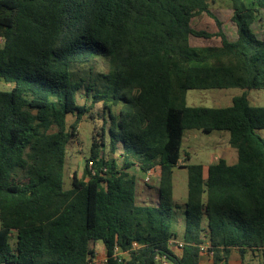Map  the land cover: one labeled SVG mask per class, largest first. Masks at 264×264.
Returning a JSON list of instances; mask_svg holds the SVG:
<instances>
[{
  "label": "trees",
  "instance_id": "obj_1",
  "mask_svg": "<svg viewBox=\"0 0 264 264\" xmlns=\"http://www.w3.org/2000/svg\"><path fill=\"white\" fill-rule=\"evenodd\" d=\"M263 9L264 0H232V39L208 0H0V79L12 86L0 90V264H94L98 241L103 264H200L203 252L214 264L233 252L264 264V105L249 98L264 88V37L253 27ZM99 56L111 85H90L78 103L93 75L75 68ZM226 87L243 89L230 105L186 101L188 89ZM98 104L109 120L66 188L67 146ZM191 128L228 130L237 161L220 157L206 175L181 162ZM132 169L157 174L155 204L137 199Z\"/></svg>",
  "mask_w": 264,
  "mask_h": 264
},
{
  "label": "rangeland",
  "instance_id": "obj_2",
  "mask_svg": "<svg viewBox=\"0 0 264 264\" xmlns=\"http://www.w3.org/2000/svg\"><path fill=\"white\" fill-rule=\"evenodd\" d=\"M212 10L224 21V27L230 38L236 37V26L233 23L232 16V0H208ZM254 29L260 37H264V9L261 11V17L254 23ZM3 45V40L0 39V46ZM99 60H95L91 64L83 67H76L78 75H89L84 80L82 89L77 94L78 103H84L85 96L80 95L82 90L88 89L91 85L93 91L103 90L111 85L110 80L105 76L109 70V61L107 57L99 56ZM101 71V72H98ZM97 72L99 74H97ZM11 83L0 79V90L10 89ZM242 88L226 87V88H210V89H188L186 91V101L192 106H227L232 103V97L242 92ZM249 98L254 105H264V88H253L249 90ZM94 110V109H93ZM95 116L91 117L86 114L81 117L78 125L79 131L77 137H74L67 146V159L65 166V187L72 186V175L76 171L82 175L85 165V159L89 156L91 145L96 126H103L105 119L109 120L107 111L102 110V104L95 107ZM75 120L73 113L67 115L68 124ZM264 137V128L259 130ZM230 132L228 130H213L210 132L203 131L197 128L186 129L183 136L181 149V162L196 163L203 165L204 169L211 163L217 161L220 157L225 158L228 162L237 159V151L235 147L230 144ZM188 154L189 158L185 161L183 158ZM234 162V161H232ZM20 175L22 171H18ZM151 177L149 182L145 178L142 180L145 189V201L142 203L157 202V177ZM187 180L188 172L186 166L177 167L174 170V229L182 235L184 230L185 218V202L187 200ZM177 213L178 214L177 216ZM102 241L96 244L97 254L103 258L106 254L103 248ZM233 258H238L234 256ZM173 264V263H169ZM233 264H236L235 262Z\"/></svg>",
  "mask_w": 264,
  "mask_h": 264
},
{
  "label": "crops",
  "instance_id": "obj_3",
  "mask_svg": "<svg viewBox=\"0 0 264 264\" xmlns=\"http://www.w3.org/2000/svg\"><path fill=\"white\" fill-rule=\"evenodd\" d=\"M232 161H234V162H232ZM232 161L229 163L230 164L235 163L237 161V159H233ZM207 168H208V166H206L204 169L205 175H206ZM131 174H134L136 176V179H137V199L139 200V202L145 201V199H146L145 194H144L145 189L143 187L144 185L142 183V180H144L146 174H143L139 169H132ZM155 175H156L155 177H157V174H155ZM156 179L158 181V177ZM157 200H158V195H157ZM148 204H152V203H148ZM178 214L181 217V214L180 213H178ZM103 248L105 249L104 246H103ZM234 256H237L238 258H233ZM234 262L236 264H242L240 256L237 252H233L229 258V264H233ZM200 264H214V261H213L212 257L210 256V254H208V252L202 253Z\"/></svg>",
  "mask_w": 264,
  "mask_h": 264
},
{
  "label": "built area",
  "instance_id": "obj_4",
  "mask_svg": "<svg viewBox=\"0 0 264 264\" xmlns=\"http://www.w3.org/2000/svg\"><path fill=\"white\" fill-rule=\"evenodd\" d=\"M150 179H151V173L146 174V176H145L146 182H149ZM134 245L137 246L136 243H134ZM123 254H125V253L122 251V249L120 247H116L115 248V256H121ZM106 260H107V255L106 254L104 255L103 258H100L98 256V254H97V256L95 258H93L94 264H103L104 262H106Z\"/></svg>",
  "mask_w": 264,
  "mask_h": 264
}]
</instances>
